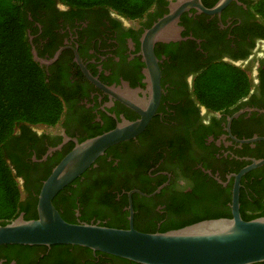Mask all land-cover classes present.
Here are the masks:
<instances>
[{
  "label": "flooded vegetation",
  "instance_id": "obj_1",
  "mask_svg": "<svg viewBox=\"0 0 264 264\" xmlns=\"http://www.w3.org/2000/svg\"><path fill=\"white\" fill-rule=\"evenodd\" d=\"M178 1L155 0L137 19L57 0L28 11L31 52L50 62L37 63L63 111L53 126H17L8 143L24 207L77 143L149 118L137 137L109 149L71 184L56 205L64 219L113 224L109 215L95 213L98 196L118 205L123 229L144 233L184 221V209L203 201L231 211L235 175L264 160V20L255 0H232L219 14L191 8L170 29L177 39L151 47L147 31ZM218 1L202 3L212 9ZM215 63L239 68L249 85L245 97L220 111L207 108L195 92L198 77ZM240 186V212L246 204H264V164L243 175ZM44 251L26 264L43 259ZM72 259L101 261L78 250ZM0 261L19 264L5 251Z\"/></svg>",
  "mask_w": 264,
  "mask_h": 264
},
{
  "label": "water",
  "instance_id": "obj_2",
  "mask_svg": "<svg viewBox=\"0 0 264 264\" xmlns=\"http://www.w3.org/2000/svg\"><path fill=\"white\" fill-rule=\"evenodd\" d=\"M231 1L219 0L215 7L207 9L202 0H179L170 6L169 14L147 31L146 37L151 47L154 41L177 39V30L173 34L170 29L176 27L183 12L197 8L206 14H219ZM32 55L41 65L50 63L39 58L35 49H32ZM148 121L149 118H145L135 123H124L110 132L77 143L43 182L38 195V218L27 220L25 213H21L5 225L0 223V246H78L136 264L264 263V217L246 221L240 212L241 177L263 165L264 160L254 161L235 175L231 218L204 220L163 233H144L133 226L119 229L70 223L62 217L54 205L56 196L81 178L109 149L137 137ZM0 264L5 263L0 261Z\"/></svg>",
  "mask_w": 264,
  "mask_h": 264
},
{
  "label": "trees",
  "instance_id": "obj_3",
  "mask_svg": "<svg viewBox=\"0 0 264 264\" xmlns=\"http://www.w3.org/2000/svg\"><path fill=\"white\" fill-rule=\"evenodd\" d=\"M44 0H0V223L5 225L25 213L27 220L37 219V198H32L27 208L21 202V191L17 176L6 155L8 143L13 138L15 128L21 124H57L62 116L63 102L47 82V78L33 59L28 35L29 13L32 6ZM72 7H106L119 12L126 18H141L155 0H57ZM256 13L264 20V0H255ZM198 99L212 111L226 109L249 92L245 74L226 63H215L198 77L195 83ZM78 181V180H76ZM76 183V182H74ZM72 185L62 190L54 199L58 205ZM200 202L185 208L184 221L173 222L164 227L161 233L181 229L204 220L231 218L232 214L225 205L215 207ZM100 216L109 215L113 224L107 227L119 228L125 224L118 205L104 196L93 201ZM215 203V202H214ZM57 208V207H56ZM242 218L250 221L264 217V204L244 205ZM63 217V216H62ZM64 218V217H63ZM45 250V257L30 263L35 264H72V251H79L92 257V250L78 246H0V252L19 259V264L29 263L33 254ZM99 264H136L105 253L97 252ZM264 264V263H259Z\"/></svg>",
  "mask_w": 264,
  "mask_h": 264
},
{
  "label": "rangeland",
  "instance_id": "obj_4",
  "mask_svg": "<svg viewBox=\"0 0 264 264\" xmlns=\"http://www.w3.org/2000/svg\"><path fill=\"white\" fill-rule=\"evenodd\" d=\"M22 195V194H21ZM23 196V195H22Z\"/></svg>",
  "mask_w": 264,
  "mask_h": 264
}]
</instances>
